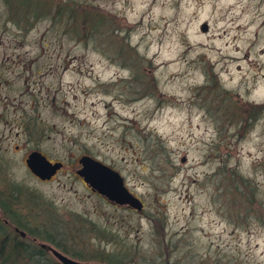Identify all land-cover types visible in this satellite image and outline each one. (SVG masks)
Listing matches in <instances>:
<instances>
[{
	"label": "rangeland",
	"instance_id": "374dc122",
	"mask_svg": "<svg viewBox=\"0 0 264 264\" xmlns=\"http://www.w3.org/2000/svg\"><path fill=\"white\" fill-rule=\"evenodd\" d=\"M38 1L48 15L0 0V243L58 264L51 249L264 264V0ZM32 151L63 163L52 180L27 169ZM83 155L142 209L92 192Z\"/></svg>",
	"mask_w": 264,
	"mask_h": 264
},
{
	"label": "water",
	"instance_id": "95a60500",
	"mask_svg": "<svg viewBox=\"0 0 264 264\" xmlns=\"http://www.w3.org/2000/svg\"><path fill=\"white\" fill-rule=\"evenodd\" d=\"M203 30H206L205 26ZM25 165L33 176L41 181H48L62 168L63 163L60 161L51 162L39 151H32L27 155ZM74 173L82 179L92 192L109 202L136 210L142 209V202L127 190L120 174L100 161L83 155L78 159V168ZM50 251L62 264H101L79 262L55 249Z\"/></svg>",
	"mask_w": 264,
	"mask_h": 264
},
{
	"label": "trees",
	"instance_id": "16d2710c",
	"mask_svg": "<svg viewBox=\"0 0 264 264\" xmlns=\"http://www.w3.org/2000/svg\"><path fill=\"white\" fill-rule=\"evenodd\" d=\"M17 1L24 5L25 7V13L28 14H32L33 16H36L37 14H44V15H48L46 13V9L45 6L44 8H41L39 6L40 2H34L32 3L31 0H6L7 3H16ZM34 1V0H33ZM63 7L60 8V10L58 9L57 14H56V18L60 17L61 14H63ZM24 14V13H23ZM21 15V14H19ZM20 17V16H19ZM88 23V22H86ZM95 28V27H94ZM0 207L3 209V211L5 209H7V206L3 204V202H0ZM5 212V211H4ZM5 216H7V213H5ZM12 221L13 217L11 218ZM15 223L16 220L14 221ZM1 226V224H0ZM17 228H19L20 226L18 224L15 225ZM0 231H1V227H0ZM2 233V232H1ZM29 233L31 234L30 236L33 237H39L42 239H47L48 237H46V235H41L40 233L37 232H32L29 231ZM36 237V238H37ZM55 246H58L60 248V246L58 244H56ZM63 248V247H61ZM60 248V249H61ZM63 251V249H61ZM78 255V254H77ZM25 259V262H27L28 264H58L56 262H53L50 258H48L46 256L45 250L41 249V248H32L30 247L29 244H24L23 242L21 243L20 241L16 240L13 241V238L10 239V242H1L0 243V264H20L19 262ZM20 260V261H19ZM111 258H108V261H110ZM113 260H111L112 262Z\"/></svg>",
	"mask_w": 264,
	"mask_h": 264
},
{
	"label": "flooded vegetation",
	"instance_id": "af4514ba",
	"mask_svg": "<svg viewBox=\"0 0 264 264\" xmlns=\"http://www.w3.org/2000/svg\"><path fill=\"white\" fill-rule=\"evenodd\" d=\"M54 176H55V175H54ZM54 176H53V177H54ZM53 177H52V178H53ZM52 178H51L50 180H52ZM37 180H39V179L37 178ZM50 180H48V181H50ZM39 181H40V180H39ZM48 181H41V182H48ZM14 228H15V231H19L17 227L14 226Z\"/></svg>",
	"mask_w": 264,
	"mask_h": 264
}]
</instances>
